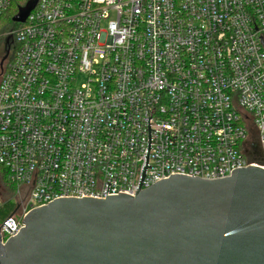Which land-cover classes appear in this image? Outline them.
<instances>
[{
	"label": "built area",
	"instance_id": "built-area-1",
	"mask_svg": "<svg viewBox=\"0 0 264 264\" xmlns=\"http://www.w3.org/2000/svg\"><path fill=\"white\" fill-rule=\"evenodd\" d=\"M10 35L0 247L55 199L135 195L149 118L143 189L264 169V0H38Z\"/></svg>",
	"mask_w": 264,
	"mask_h": 264
},
{
	"label": "water",
	"instance_id": "water-1",
	"mask_svg": "<svg viewBox=\"0 0 264 264\" xmlns=\"http://www.w3.org/2000/svg\"><path fill=\"white\" fill-rule=\"evenodd\" d=\"M37 3L28 0L13 20L24 23ZM149 120L135 195L63 197L32 209L1 245L0 264H264V169L216 179L171 174L143 189Z\"/></svg>",
	"mask_w": 264,
	"mask_h": 264
},
{
	"label": "rangeland",
	"instance_id": "rangeland-1",
	"mask_svg": "<svg viewBox=\"0 0 264 264\" xmlns=\"http://www.w3.org/2000/svg\"><path fill=\"white\" fill-rule=\"evenodd\" d=\"M16 13L15 10V3L13 1L9 11L1 18L0 20V62L2 57L5 55L6 53V38L10 35V32L12 31L10 28V25L8 24L9 18L11 16H13ZM11 47H10V55L7 58V60L4 63V66L6 68L7 64L9 63V61H11V59L13 58L14 55V42H13V38H11ZM4 68V71H5ZM0 73H1V69H0ZM1 80V77H0ZM0 210L5 207L6 205H8L10 202L13 203L12 208L14 209L15 207V194H13L12 189L7 186V183L1 178L0 176ZM1 215L6 214L4 211H0Z\"/></svg>",
	"mask_w": 264,
	"mask_h": 264
},
{
	"label": "trees",
	"instance_id": "trees-1",
	"mask_svg": "<svg viewBox=\"0 0 264 264\" xmlns=\"http://www.w3.org/2000/svg\"><path fill=\"white\" fill-rule=\"evenodd\" d=\"M13 1H14V3H15V10H16V13L13 15V16H11L10 18H9V21H8V24L10 25V28H11V30H13V29H16L17 27H19L22 23H19V22H15L14 20H13V17L18 13V11H19V7L20 6H24L26 3H27V1L28 0H12V3H13ZM12 5V4H11ZM10 9V8H9ZM9 11V10H8ZM7 11V12H8ZM6 12V13H7ZM5 13V14H6ZM4 14V15H5ZM3 15V16H4ZM2 16V17H3ZM1 20V19H0ZM6 182V181H5ZM12 205H13V203H9L8 205H6L5 207H3L0 211H4L7 215L8 214H10L11 212H12V210H13V208H12Z\"/></svg>",
	"mask_w": 264,
	"mask_h": 264
},
{
	"label": "flooded vegetation",
	"instance_id": "flooded-vegetation-1",
	"mask_svg": "<svg viewBox=\"0 0 264 264\" xmlns=\"http://www.w3.org/2000/svg\"><path fill=\"white\" fill-rule=\"evenodd\" d=\"M5 50H6V48H5ZM10 50H11V49H10ZM9 55H10V53H9ZM8 57H9V56H8ZM6 60H7V59H6ZM6 60H5V61H6ZM5 61H4V63H5ZM4 63H3V65L1 66V62H0V69H1L0 77H1L2 73L4 72V68H5Z\"/></svg>",
	"mask_w": 264,
	"mask_h": 264
}]
</instances>
